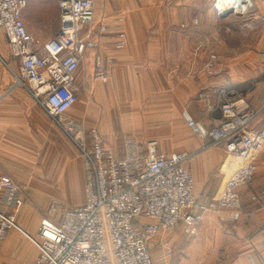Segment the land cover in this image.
Wrapping results in <instances>:
<instances>
[{
    "label": "crops",
    "instance_id": "0c3cea01",
    "mask_svg": "<svg viewBox=\"0 0 264 264\" xmlns=\"http://www.w3.org/2000/svg\"><path fill=\"white\" fill-rule=\"evenodd\" d=\"M92 1L94 29L105 26L107 30L99 39L101 48L87 52L77 69L78 99L66 115L82 122L85 128L95 127L118 157L122 156L125 136L141 144L154 140L157 153L183 151L192 155L187 166L194 193L215 196L239 162L227 157L220 147L208 148L210 141L192 133L183 113L209 130L221 118L222 90L240 92L251 108L264 105V54L250 49L235 54L216 53L227 43L228 35L218 34L210 21L204 23L198 17L202 12L192 5L194 0ZM25 4L21 19L28 33L46 42L58 29L57 0H25ZM207 10L208 14L212 12V8ZM248 15L240 31L246 32L247 38L250 33L256 35L257 44H263L264 0H255ZM194 19L198 20L196 25L192 23ZM219 19L223 23L227 18ZM228 30L232 31V26L225 32ZM120 33L125 44L118 49ZM206 41L209 47L200 49L199 45ZM211 52L218 56L219 73L214 76L205 75L202 68ZM95 57L104 64L113 59L106 81L94 79ZM7 61L17 73V62L9 49L1 47L0 176L14 178L39 205L40 211L25 196L16 217L26 233L35 235L41 211L50 201L57 199L67 209L83 204V160L77 147L27 91L14 85L1 66H8ZM257 77L260 80L255 82ZM256 167L253 179L238 191L237 220L221 221L215 214L204 215L193 244L182 226L171 233H158L156 241H166L173 249L172 256L177 254L172 264L185 263L184 251L192 245L191 255L193 250V255L197 252L199 264H264V146ZM150 251L154 264H171L172 256L162 260L158 246H151ZM208 254H220L217 256L226 260L211 261ZM37 255V249L16 230L0 243V264H31Z\"/></svg>",
    "mask_w": 264,
    "mask_h": 264
},
{
    "label": "built area",
    "instance_id": "2783aa9c",
    "mask_svg": "<svg viewBox=\"0 0 264 264\" xmlns=\"http://www.w3.org/2000/svg\"><path fill=\"white\" fill-rule=\"evenodd\" d=\"M254 2L213 0L212 11L217 19L245 16ZM57 3L58 29L46 42L28 33L21 19L25 0H0V33L18 64L17 73L11 71L14 85L26 90L77 147L83 160L84 200L81 206L69 209L57 199L50 201L41 211L43 220L35 235H31L16 220L25 188L12 177L0 176V243L10 231L19 232L38 251L31 264H154L151 246L162 250V260L172 256L169 243L156 241L158 233H171L182 226L184 234L195 237L206 214H215L221 221L237 220L238 191L253 179L264 146V105L251 108L244 96L222 90L221 118L209 130L183 113L192 133L210 141L208 148L220 147L227 157L239 162L211 198L194 193L187 166L192 155L186 152L157 153L154 140L141 144L125 136L118 157L95 127L85 128L66 115L78 99L77 69L87 52L101 48L99 39L107 29H94L92 0ZM192 23L196 25L198 20ZM124 42L120 33L116 48ZM199 47L208 48L209 41ZM94 59V79L106 81L113 59L107 64L99 57ZM217 63L218 56L209 53L202 67L205 75H217Z\"/></svg>",
    "mask_w": 264,
    "mask_h": 264
},
{
    "label": "rangeland",
    "instance_id": "374dc122",
    "mask_svg": "<svg viewBox=\"0 0 264 264\" xmlns=\"http://www.w3.org/2000/svg\"><path fill=\"white\" fill-rule=\"evenodd\" d=\"M212 2H213V0H194V2L192 3V5L193 6H195L196 8L197 7H199V9L201 10V12H202V16H198L199 18L201 17L202 19H203V22L205 23V22H207V21H210V23H212L215 27H216V29H217V32H218V34H221L222 32L223 33H225V34H227L228 35V37H227V39H228V41H227V43H225V45L224 46H221V48H220V50H217L216 51V53H218L219 55H221L222 53H232V54H235V53H238V52H242V51H244V50H251V51H253V52H257V53H260L261 54V52L264 54V43L263 44H257V40H256V35H251V33H250V35H249V38H247L246 36H245V33L246 32H241L240 31V26H242L244 23H245V19H247V17L249 16L248 14H249V12H248V14L247 15H245V16H242V18H241V16H237V15H233V16H225V18H227V19H225L226 21H224V22H226V23H222V22H220V19L218 20L216 17H215V14H214V12L212 11V12H210V14H208V10L207 9H210V11H211V8H212ZM207 7H209V8H207ZM190 9V8H189ZM252 9V8H251ZM199 10V11H200ZM187 12H190V10L189 11H187ZM191 13V12H190ZM190 13H187V18H190V16L191 15H189ZM182 18H186V16H184V17H182ZM231 27L232 26V31H227V32H225V30H226V28L227 27ZM57 31V30H56ZM248 40H250V42L248 43V46H247V41ZM1 47H3V48H7V45L5 44V39L3 38V35L0 33V48ZM8 49V48H7ZM13 59V58H12ZM8 62V61H7ZM2 66V69L4 70V71H7L8 72V75L10 76V77H12V81L13 82H15V77L12 75V73H11V69L13 68L12 67V64L10 65L9 64V62H8V66H6V65H1ZM11 68V69H10ZM13 70V69H12ZM13 72H14V70H13ZM263 76H264V71H263ZM251 78H253V77H251ZM261 79H262V81H264L263 79V77H261ZM256 80H260L258 77L254 80L255 82H257ZM225 92H227L226 90H224ZM236 94V93H235ZM238 94H240L241 96H243L240 92L238 93ZM245 97V96H244ZM24 187V186H23ZM25 188V196L27 197V199H29V201H30V203H31V205H33V206H35L36 208H37V210H39L40 211V208H39V205H37L33 200H32V198L29 196V194H28V191H27V189H26V187H24ZM66 203V205H69V202H65ZM48 205H49V203H47ZM48 207V206H47ZM67 207V206H66ZM47 209V208H46ZM45 211V210H44ZM42 213V212H41ZM41 220H43L42 219V217H41ZM187 238H188V240H189V242L190 243H192V239H193V237H188L187 236ZM189 243V244H190ZM193 244V243H192ZM186 246H188V245H186ZM193 246V245H192ZM192 246H190V250H186V251H184V253L186 254H184L186 257H185V263H181V264H199V263H201L200 262V258H199V256L197 255V252H196V256L195 255H193V252H194V250H193V252H192V255H191V249H192ZM172 253H173V249H172ZM195 254V253H194ZM176 253H174V256H172V259H171V264H172V261L173 260H175V258H176ZM217 255H220V254H217ZM216 254L214 255V257H213V255H211V254H208V258H209V260H211V261H214V260H216L217 261V263H223V262H225V258L223 257V256H217ZM194 256V257H193ZM197 258V260H195ZM206 258V257H205ZM181 258H179V260H180ZM202 259V258H201ZM220 261V262H219ZM196 262V263H195ZM173 264H177V262H174Z\"/></svg>",
    "mask_w": 264,
    "mask_h": 264
}]
</instances>
